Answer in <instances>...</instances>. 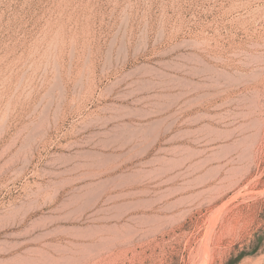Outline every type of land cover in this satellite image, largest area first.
I'll use <instances>...</instances> for the list:
<instances>
[{"label":"rangeland","instance_id":"374dc122","mask_svg":"<svg viewBox=\"0 0 264 264\" xmlns=\"http://www.w3.org/2000/svg\"><path fill=\"white\" fill-rule=\"evenodd\" d=\"M0 264H264V0H0Z\"/></svg>","mask_w":264,"mask_h":264}]
</instances>
